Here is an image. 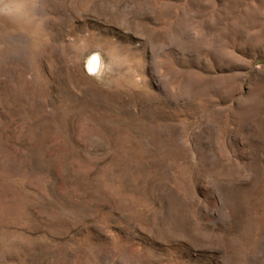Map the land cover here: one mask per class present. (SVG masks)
I'll return each instance as SVG.
<instances>
[{
  "label": "rangeland",
  "instance_id": "rangeland-1",
  "mask_svg": "<svg viewBox=\"0 0 264 264\" xmlns=\"http://www.w3.org/2000/svg\"><path fill=\"white\" fill-rule=\"evenodd\" d=\"M11 2L0 264H264V0Z\"/></svg>",
  "mask_w": 264,
  "mask_h": 264
},
{
  "label": "clouds",
  "instance_id": "clouds-1",
  "mask_svg": "<svg viewBox=\"0 0 264 264\" xmlns=\"http://www.w3.org/2000/svg\"><path fill=\"white\" fill-rule=\"evenodd\" d=\"M18 10V6L14 2H11V0H0V15H15Z\"/></svg>",
  "mask_w": 264,
  "mask_h": 264
},
{
  "label": "bare ground",
  "instance_id": "bare-ground-1",
  "mask_svg": "<svg viewBox=\"0 0 264 264\" xmlns=\"http://www.w3.org/2000/svg\"><path fill=\"white\" fill-rule=\"evenodd\" d=\"M93 64H94V62H93Z\"/></svg>",
  "mask_w": 264,
  "mask_h": 264
}]
</instances>
